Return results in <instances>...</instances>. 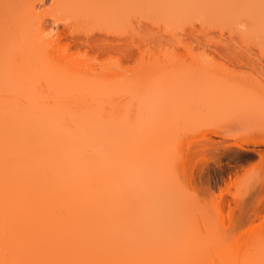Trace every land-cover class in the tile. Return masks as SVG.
<instances>
[{"label":"rangeland","instance_id":"374dc122","mask_svg":"<svg viewBox=\"0 0 264 264\" xmlns=\"http://www.w3.org/2000/svg\"><path fill=\"white\" fill-rule=\"evenodd\" d=\"M220 1L217 9L224 17L226 3L222 8ZM57 2L0 0V40L35 41L33 19L39 17L51 34L31 57V69L19 68L22 89L49 92L45 75L57 72L85 77L101 89H119L122 123L127 116L136 123L148 117L164 131L161 136L155 131L159 137L150 138L155 143L149 145L160 197L189 207L195 232L216 235L219 249L242 255L258 247L254 241L260 237L264 249V143L252 141L264 133V39L250 31L249 17H232L231 25L220 18L216 24L204 21L203 6H195L168 19L159 13L158 0ZM90 10L99 17L89 20ZM84 33L99 36L84 41ZM19 55L13 52L14 58ZM38 61L48 69L44 78ZM148 99L151 111L145 108ZM141 148H135L138 157ZM218 248L216 253L224 250ZM216 253L212 262L225 264Z\"/></svg>","mask_w":264,"mask_h":264},{"label":"bare ground","instance_id":"6f19581e","mask_svg":"<svg viewBox=\"0 0 264 264\" xmlns=\"http://www.w3.org/2000/svg\"><path fill=\"white\" fill-rule=\"evenodd\" d=\"M239 1L245 4L218 3L226 6L225 18L217 0H158L157 5L168 19L203 6L204 21L221 18L226 25L245 14L254 24L250 31L264 39V0ZM29 14L34 16V6ZM88 16L93 21L99 12L90 10ZM33 22L35 41L0 40V264H214L216 235L196 233L191 209L163 200L161 185L152 180L156 161L149 148L164 133L159 122L139 117L136 123L127 116L122 123L119 89H101L75 75L64 76L65 83L59 72L45 75L48 69L40 61L36 68L49 76L53 90L22 89L19 68L31 69V57L51 35L42 17ZM84 34V41L99 36ZM151 102L145 106L150 111ZM252 141L264 143V133ZM135 148L142 149L141 157ZM261 238L242 255L224 247L216 255L225 264H264Z\"/></svg>","mask_w":264,"mask_h":264}]
</instances>
